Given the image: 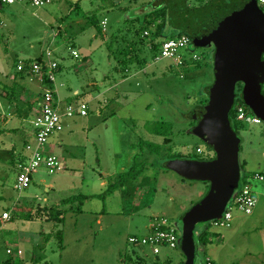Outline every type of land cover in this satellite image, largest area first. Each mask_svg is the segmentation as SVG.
<instances>
[{"label":"rangeland","instance_id":"1","mask_svg":"<svg viewBox=\"0 0 264 264\" xmlns=\"http://www.w3.org/2000/svg\"><path fill=\"white\" fill-rule=\"evenodd\" d=\"M52 1L43 8L0 2V69L8 67L15 72L18 61H47V51L53 52L61 67L57 84L67 82L73 90L82 92L79 100L89 103V137L93 143L73 150L79 159L85 157L87 165L83 170L54 174L38 170L24 192L13 189L12 179L8 182L7 178L16 172L20 153L9 148L2 152L0 156L12 162L0 164V196L5 197L0 202V264H7L11 257L14 264H136L137 257L145 259L143 264H207L206 254L215 264H264L263 192L257 193L259 202L253 215L233 211L241 218V227L222 230L227 236L222 242L201 244L199 235L216 228L210 223H199L189 231L183 217L204 199L210 183L184 180L175 171L165 172L159 162H154V156L146 155V142L163 144V139L152 135L148 127L164 121L174 125L173 143L163 147L156 159L180 152L198 159L214 156V150L200 136L189 132L192 125L186 115L199 102L208 100L205 87L214 82V46H191L204 55V66L183 71L181 78V70L171 60H153L155 49L148 36L139 33L145 15L153 11L150 0H113L117 7L114 10H105L103 7L110 3L103 0ZM209 1L187 0V5L195 8ZM92 16L105 27L102 35L91 24ZM176 31L168 23L159 42ZM96 34L97 39L93 36ZM143 48V54H138ZM77 49L82 51L80 58L73 56ZM84 54H90L88 61L83 60ZM137 56L144 64L128 66L129 75L125 77L128 73L122 62ZM143 66L146 71L141 70ZM62 91L67 89L62 87ZM117 92L127 97L117 101ZM98 93L105 95L101 99ZM239 139L242 173H264V122L246 124L239 130ZM5 143L11 144V140L6 139ZM198 147L202 153L197 152ZM141 152L147 158L146 168L136 180L120 185L123 174L135 164L133 157ZM105 174L110 175L108 185L100 190L96 181ZM110 183H117L116 190L105 198L79 199L106 192ZM49 184L55 186L50 192ZM251 186L264 191V182L252 180ZM27 194L36 202L19 201L17 206H10L11 199L26 198ZM64 200L69 201L67 205H61ZM39 205H61L66 210L65 221L56 226L43 220H25L28 211ZM4 212L11 213V220H3ZM156 215L165 227L174 228L179 238L178 248L162 247L159 255L150 248L138 249L129 243L132 236L149 234L151 224L158 219ZM186 234H192L191 256H186L181 247ZM13 248L21 249L22 255L10 256L8 250Z\"/></svg>","mask_w":264,"mask_h":264},{"label":"water","instance_id":"2","mask_svg":"<svg viewBox=\"0 0 264 264\" xmlns=\"http://www.w3.org/2000/svg\"><path fill=\"white\" fill-rule=\"evenodd\" d=\"M172 19L178 31L195 46H214V82L208 103L195 110L200 136L215 153L206 162L186 166L189 180L210 183V190L195 210L196 222L219 219L240 184V139L230 127L238 83L244 85V101L264 122V11L257 0H211L188 8L185 0H170Z\"/></svg>","mask_w":264,"mask_h":264},{"label":"built area","instance_id":"3","mask_svg":"<svg viewBox=\"0 0 264 264\" xmlns=\"http://www.w3.org/2000/svg\"><path fill=\"white\" fill-rule=\"evenodd\" d=\"M52 0H1L6 5L28 4L36 8L47 7L52 4ZM259 7L264 11V0H257ZM145 36L148 32H145ZM193 41L186 34H182L176 38L164 40L160 52L154 58L155 62L169 59L175 67L181 70L180 76L184 77L183 72L188 68L190 62H198L201 56L191 49ZM75 57H79L76 51H73ZM47 61L42 62H20L17 70L20 73L34 75L42 80L45 78L53 83L56 80V73L59 68L58 62L54 60L51 51L46 53ZM89 106L87 103H80L77 107L69 105L66 107V115L73 117L75 115L87 116ZM237 111V120L245 124H262V120L254 114H251L247 108L241 104L235 106ZM62 116L60 114L57 100L53 90H48L43 94L40 103V109L33 121L35 130V138L32 143L25 146L28 155L26 161L18 165L16 175L15 189L19 192L28 190L33 181V175L41 169H45L49 174H54L62 169L60 159L47 152L50 138L61 129ZM202 153V149L197 150ZM264 182V173L255 172L242 182L238 187L233 199L229 202L226 211L221 218L210 223L211 226L221 229L231 228L234 222V212L237 211L245 216H251L258 205V200L253 192L251 181ZM3 220H11V213L4 212ZM129 243L138 249L150 248L155 255H159L162 247L176 249L179 244V238L176 230L172 227H165L158 219L150 226V232L146 236H132ZM8 254L13 256H21L22 251L19 248L8 250Z\"/></svg>","mask_w":264,"mask_h":264},{"label":"crops","instance_id":"4","mask_svg":"<svg viewBox=\"0 0 264 264\" xmlns=\"http://www.w3.org/2000/svg\"><path fill=\"white\" fill-rule=\"evenodd\" d=\"M103 1L106 3H110V0H108L109 2L107 0H103ZM115 4L116 3L109 4V6H104L103 8L105 10L106 9L109 10V8L111 10H114V8L116 7ZM78 5L79 4H77V6ZM100 25L102 24L100 23ZM101 27H102V32L104 33L105 27L103 25ZM93 36L95 39H97V34ZM77 50H74V51L78 53L79 57H75L74 55L73 56L75 58H80V53L82 54V51L80 52L79 50L78 51ZM143 51H144V48L141 51H138V54L140 55L143 54ZM89 57H90V54H84L83 60L88 61ZM133 61L134 62L131 65H134L135 63H137L139 64V67L145 62L141 60L140 57H138L137 60H133ZM19 63L20 61H18L16 64L15 72L10 70L8 67H5V70L2 68L0 69V75H1L0 77V155L2 154V152L4 153L6 148H9L15 153H20L16 158V159H19L17 160L18 162L17 166L19 165V161L21 160V158L22 159L26 158L28 153H26L27 151L25 150V146L34 141L35 130L33 126V121L35 120V117L40 109V103L42 101L43 94L48 90H53L56 100H57L60 114L62 116V122H61L62 127L57 133H55L50 138L49 144L47 147V152L56 155L60 159L62 163V169L60 170V172L64 170H69L67 171L68 173H73L74 170L75 171L83 170L85 166L87 165L86 161L84 160L85 157L84 159L83 157L79 159V157L75 155V152L73 150L76 148H85L87 143H91V144L93 143V141L89 137L91 133V129L89 126V119H88L90 116V107H89L87 116L75 115L73 117H68L65 112L66 107L69 105H73L77 107L80 103H87L83 101L82 99L79 100L82 92H80V90H77V89L73 90L72 86L68 85L67 82L58 85L56 80L55 82L51 83L46 80L44 81L41 78L34 76V75H27L25 73H20L17 70V66ZM144 66L141 70L146 71V67L148 65H146V67ZM141 70L139 69V71ZM60 71H61V67L59 65V70L57 71L56 76ZM125 71L126 73H128L125 76L127 77V75H129V70H125ZM92 85L94 86L95 90L97 91L99 90V87L97 86V84H95V82ZM62 87L67 89V91H62ZM103 95H105V93L103 94L98 93V98L102 99ZM125 96L126 94L124 93L120 94L119 92H117V101ZM105 102L107 104L106 100ZM5 103H6V106H5ZM87 104L89 106V103ZM18 105H20L19 107H22V106H26V107L24 109L19 108V107L17 108ZM5 107H7V109ZM191 131H192V128L189 130V132ZM13 138H16V139H13ZM6 139L7 140L10 139L11 144L6 145L5 143ZM198 149H201V148L199 147ZM163 159H166V155L163 156ZM10 162L12 161H6L4 158H2V156H0V164L10 165ZM17 171H18V167L16 169V172L12 174L13 176L7 177L8 182L10 179H12L11 186L13 189H15ZM109 178H110V175L105 174L104 176L98 179V182L96 181V185H98V188L100 190H102L106 185H108ZM8 182L6 183L7 185H8ZM1 184H3V182ZM82 184H84V182ZM48 187L49 188L47 189V191L50 192L51 190L54 189L55 186L53 184H49ZM2 192L4 193L5 191H2ZM253 192L259 202L257 193L258 194L262 192L264 193V191H260L254 188ZM99 194H91V195H99ZM141 197H143V195L141 196L139 195V198ZM91 199H94V198H91ZM4 200H5V197L1 195L0 202ZM11 200H12L10 204L11 207L17 206L16 204L19 201L20 202L24 201V202H29V203L36 202V200L33 198V196H30V194H27L26 198L17 197ZM45 200L46 198L44 199V201ZM138 200L139 199H137V201ZM156 217L159 219L158 215H156ZM234 217H235L234 222L231 228L221 229V228L215 227L216 229L209 230V232L211 233V236H210V243L208 244L222 242L225 239V237H227L222 230L234 231V228H236V226L238 227L242 226L241 221H238L241 218L238 217L237 215H235ZM98 223H100V221H98ZM141 258L143 257H137V259H140V260ZM206 262L207 264H215V261L213 260V258L207 256V254H206Z\"/></svg>","mask_w":264,"mask_h":264},{"label":"trees","instance_id":"5","mask_svg":"<svg viewBox=\"0 0 264 264\" xmlns=\"http://www.w3.org/2000/svg\"><path fill=\"white\" fill-rule=\"evenodd\" d=\"M150 1L152 3V6H153V11H151L150 13L145 15L144 20H143V24L141 26L139 33L142 34V37H146L144 34H145V32H148L147 36L149 38V44L155 49V55H158L160 52L161 46L164 42V41L159 42V39H160L161 35L163 34V31L167 27V24L169 23L176 30H177V28H176V26L173 22V19H172V11H171V8L169 5L170 0H150ZM209 2H207L206 4H208ZM185 3L187 4V0H185ZM110 4H114V1L112 0L110 2ZM205 5H202V6H205ZM187 7H188V5H187ZM91 18H92V20L90 21L91 24L97 29L98 33L102 35L103 34L102 27H101L100 23L98 22V19H96L94 16H92ZM182 34H184V33L177 30L175 33L171 34V36L168 39L176 38ZM193 45H194V47H196L194 43H193ZM193 52H195V51L193 50ZM136 55H138V54H136ZM199 55L201 56V60L198 62H190L188 65V68L185 69L184 72H188L190 70H200L203 68V66H204V63H203L204 55H201V54H199ZM138 57L139 56L134 58V60L135 59L137 60ZM262 60L264 61V56H263ZM37 61L42 62V58H38ZM133 62H134L133 59H131L129 57V59H125L122 62L121 66H124L125 70H128V66L131 65ZM209 64L210 63L208 62V65ZM58 70H59V68H58ZM213 73H214V69H213ZM45 80L48 81L47 78H45L44 81ZM211 85L205 87V92L207 93L208 97H209V88ZM243 91H244V85L242 83H238L237 87H236V92H235V103H234V106H233V108L230 112V115H229L230 127L232 128V130L236 133V135L238 137H239V130L244 129L246 124L237 120V111L235 110V106L237 104H241L245 108H247L251 114H254L250 110V108H248V106L245 104ZM262 94L264 96V85L262 86ZM207 103H208L207 99L205 100V103L199 102L193 108V110L190 111V113L186 114L191 121L192 132L194 133V135L199 133V126H198V122L194 118L193 114H194L195 110L206 105ZM148 131L156 137H161L163 139V144L161 145V144L154 143V142H146L145 144L148 145V152L146 155L154 156L155 157L154 162H157V163L159 162V164H161V167L165 172L166 171H175L184 180H188V178L186 176V172H185L186 166L188 163H190L191 161L206 162V161H211V160L215 159V153H214V156H211V158H209V159H198L196 157L193 158L190 156H186L183 154V152H180L179 154H167L166 159H160V160L156 159L158 154H160L161 150L163 149V147H165V146L170 147L171 144L173 143L172 135L174 134L173 133L174 132V125L172 123H169V122H164V121L160 122L159 121V122L154 123L153 125H150V127H148ZM143 143H141V145ZM169 150H170V148H169ZM142 152L139 153L138 155H136V157H134L133 164L134 163L135 164H134V166L132 165V167L126 173L123 174V176L121 177L122 181L120 182V185L124 186V184H125L124 182L136 180L141 175L142 171L146 168L147 158H145L146 155ZM154 157H153V159H154ZM25 161H26V158H23V159L21 158V160L19 161V164L24 163ZM154 162H152L151 165H153ZM241 170H242V168H241ZM249 176H250V174H248L246 172H244V174H243L241 171L240 183H242L244 181V179H246ZM116 185H117V183L115 185L110 183L109 188L106 190V192L99 194V195H93V196H80L79 199L89 200L91 198H105L107 195H109L110 193H113L116 190ZM68 202L69 201L64 200L61 203V205H67ZM199 204H200V202L195 204L186 214H184L183 219L185 221V226L189 231H190V229L192 230V228L190 227V226H192L191 222H193L195 220L196 216L194 215V213H195V210H197L199 208L198 207ZM61 205H59V206H56V205L55 206H53V205L52 206L39 205L35 209H31L30 211H28V213L25 215V220H27V221L43 220V221L48 222V223H54L56 226H58L65 221L66 210H63L61 208ZM77 210H78V213H82L81 209H77ZM214 220H216V219H214ZM212 221L213 220H211L209 222H196L195 227L199 223H211ZM57 236H60V235H57ZM210 236H211V233L209 232V230H207L205 232H202L199 235L198 240L201 244L207 245L208 243H210ZM191 238H192V234H189V235L186 234L185 238L183 239V241L181 243V247L184 250L186 256H191L193 254V247H192V244L190 241ZM178 246H179V244H178ZM9 255L12 256L11 254H9ZM11 258L9 261H7V264H14L12 262ZM144 260L145 259H143V258H141V260L137 259L138 263L136 262V264H143V263H145ZM169 262H170V260L167 261L166 263H169ZM44 264H49V263L45 262Z\"/></svg>","mask_w":264,"mask_h":264}]
</instances>
